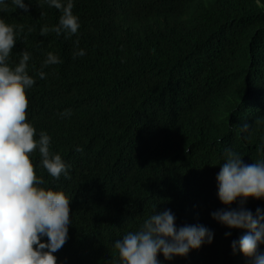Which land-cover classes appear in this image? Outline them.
<instances>
[{
	"label": "trees",
	"instance_id": "trees-1",
	"mask_svg": "<svg viewBox=\"0 0 264 264\" xmlns=\"http://www.w3.org/2000/svg\"><path fill=\"white\" fill-rule=\"evenodd\" d=\"M24 3L26 10L9 4L0 18L21 26L10 65L21 50L30 53L26 122L48 134L50 152L69 165L68 176L53 182L37 167L38 151L30 154L35 174L70 198L58 264H113L112 242L135 231L153 205L169 209L178 226L199 223L213 232L186 256L164 260L157 252L163 264H249L230 248L246 230L209 213L237 207L216 196L223 150L241 153L246 164L264 155L257 152L264 137V0H73L80 27L67 38L40 34L60 10L44 0ZM78 48L85 54L74 57ZM48 52L61 62L42 66ZM65 109L71 114L60 117ZM245 123L247 139L239 131ZM242 206L264 212V199L249 196Z\"/></svg>",
	"mask_w": 264,
	"mask_h": 264
},
{
	"label": "clouds",
	"instance_id": "clouds-1",
	"mask_svg": "<svg viewBox=\"0 0 264 264\" xmlns=\"http://www.w3.org/2000/svg\"><path fill=\"white\" fill-rule=\"evenodd\" d=\"M44 2L60 10L61 15L55 25L41 27V35L63 33L67 38L77 33L80 24L72 11L73 0ZM9 4L27 9L24 0H0V12L8 10ZM20 29L21 26L0 18V264H58L54 253L67 239L70 198L35 174L30 154L34 149L38 151L37 167L42 166L53 182L61 175L68 176L69 165L59 153L50 152L49 135L44 131L37 133L31 122H26L25 93L34 84V78L27 73L30 53L21 50L18 63H9L10 50ZM84 54L79 48L73 52L74 57ZM60 62L48 52L42 66ZM37 75L40 79L45 77L43 71ZM70 114L71 110L65 109L59 116ZM239 131L247 139L249 125L242 124ZM75 150L80 151L79 146ZM257 152L264 153V137L257 145ZM222 157L223 163L215 175L216 196L226 206L236 201L237 207L218 208L209 215L228 228L245 229L237 239L231 240L232 252L239 250L249 264H264V250L258 249L264 243V212L259 207L253 212L242 206L249 196L264 199V155L246 164L241 153L225 148ZM153 208L135 231H128L112 242L118 255L113 264H163L157 260V252L164 260H172L212 241L213 232L207 226L199 223L178 226L169 209L155 210V205Z\"/></svg>",
	"mask_w": 264,
	"mask_h": 264
}]
</instances>
